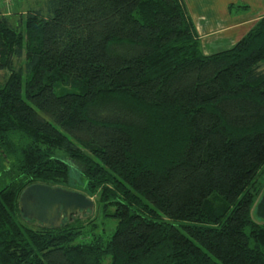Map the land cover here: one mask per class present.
Segmentation results:
<instances>
[{"label": "trees", "instance_id": "1", "mask_svg": "<svg viewBox=\"0 0 264 264\" xmlns=\"http://www.w3.org/2000/svg\"><path fill=\"white\" fill-rule=\"evenodd\" d=\"M2 70L0 264H264V16L207 54L183 0H47L0 16ZM74 170L109 237L23 221Z\"/></svg>", "mask_w": 264, "mask_h": 264}, {"label": "rangeland", "instance_id": "2", "mask_svg": "<svg viewBox=\"0 0 264 264\" xmlns=\"http://www.w3.org/2000/svg\"><path fill=\"white\" fill-rule=\"evenodd\" d=\"M47 0H12L9 3H0V16H6L9 17L13 21H17L19 16L24 15L31 9L35 10L40 6H43L44 3H46ZM233 9V14L235 13H242L245 11V6L242 4L241 0L234 1L233 4L230 5ZM236 44V43H235ZM233 44V45H235ZM233 45H229L225 43L220 42L217 45L213 46V50H211L210 46H203V49L205 53H215L223 51L229 47H232ZM213 51V52H212ZM15 68L16 69H24L25 68V57L20 59H15ZM8 74L7 70L0 71V86L4 83L6 76ZM77 170H74L71 175L70 185L65 183H60L58 186L67 188L70 190H74L77 192H80L87 196L89 199L93 200L94 202V208L90 211H87L86 213L78 212L76 215H73L71 219H68V224H76V225H83L85 229L84 236H110L116 226L117 221L110 218L105 210V207L103 204L100 203V191L96 193H91L86 187L87 181L83 178H81V175L79 174ZM258 181L260 183H263L264 186V168L260 172L258 176ZM264 192V190H263ZM261 193L259 199H257V202L253 208V216L256 220L264 222V214L262 216L258 215V206L261 203L262 194ZM23 221L26 223V225L37 228L41 227L42 225L34 220H27L24 217H22ZM22 219H20L22 221ZM22 221V222H23ZM24 223V224H25ZM175 225H177L181 230L184 231L182 228V225L187 222H173ZM87 237V240L90 239ZM92 239V238H91Z\"/></svg>", "mask_w": 264, "mask_h": 264}, {"label": "crops", "instance_id": "3", "mask_svg": "<svg viewBox=\"0 0 264 264\" xmlns=\"http://www.w3.org/2000/svg\"><path fill=\"white\" fill-rule=\"evenodd\" d=\"M234 1L183 0L201 43L211 50L220 42L228 46L237 43L264 16V0H241L245 11L233 14L230 5Z\"/></svg>", "mask_w": 264, "mask_h": 264}, {"label": "water", "instance_id": "4", "mask_svg": "<svg viewBox=\"0 0 264 264\" xmlns=\"http://www.w3.org/2000/svg\"><path fill=\"white\" fill-rule=\"evenodd\" d=\"M19 204L22 215L27 220H34L44 228H60L78 212L86 213L94 208L93 200L84 194L46 184H33L20 195ZM264 205V192L261 198Z\"/></svg>", "mask_w": 264, "mask_h": 264}, {"label": "built area", "instance_id": "5", "mask_svg": "<svg viewBox=\"0 0 264 264\" xmlns=\"http://www.w3.org/2000/svg\"><path fill=\"white\" fill-rule=\"evenodd\" d=\"M12 0H0V3H9Z\"/></svg>", "mask_w": 264, "mask_h": 264}, {"label": "flooded vegetation", "instance_id": "6", "mask_svg": "<svg viewBox=\"0 0 264 264\" xmlns=\"http://www.w3.org/2000/svg\"><path fill=\"white\" fill-rule=\"evenodd\" d=\"M260 210L262 211V214H264V208H260Z\"/></svg>", "mask_w": 264, "mask_h": 264}]
</instances>
